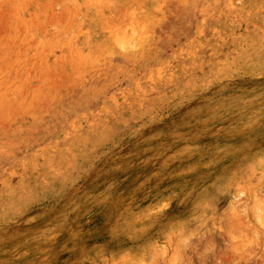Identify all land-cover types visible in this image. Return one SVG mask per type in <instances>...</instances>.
Returning a JSON list of instances; mask_svg holds the SVG:
<instances>
[{"label": "rangeland", "instance_id": "rangeland-1", "mask_svg": "<svg viewBox=\"0 0 264 264\" xmlns=\"http://www.w3.org/2000/svg\"><path fill=\"white\" fill-rule=\"evenodd\" d=\"M0 264H264V0H0Z\"/></svg>", "mask_w": 264, "mask_h": 264}]
</instances>
